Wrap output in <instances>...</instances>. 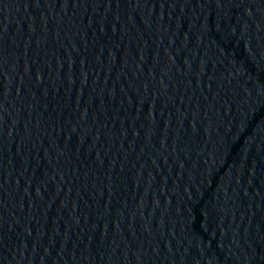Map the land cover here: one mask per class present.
Wrapping results in <instances>:
<instances>
[{"label":"water","instance_id":"obj_1","mask_svg":"<svg viewBox=\"0 0 264 264\" xmlns=\"http://www.w3.org/2000/svg\"><path fill=\"white\" fill-rule=\"evenodd\" d=\"M0 264H264V0H0Z\"/></svg>","mask_w":264,"mask_h":264}]
</instances>
